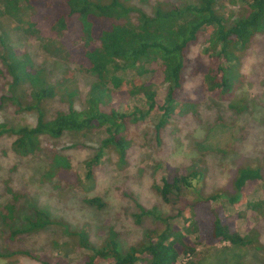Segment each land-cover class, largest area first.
<instances>
[{
    "label": "trees",
    "instance_id": "obj_1",
    "mask_svg": "<svg viewBox=\"0 0 264 264\" xmlns=\"http://www.w3.org/2000/svg\"><path fill=\"white\" fill-rule=\"evenodd\" d=\"M126 1L0 0V64L4 70L0 76L7 79L0 109L9 107L15 114L35 116L33 126L0 124V138L13 139V154L21 158L34 156L41 151L43 137L58 140L65 134L103 132L105 137L96 154L84 163V181L91 182L105 151L114 154L118 170L128 167L129 151L135 142L133 133L148 118L156 120L153 129L158 140L173 118L194 113L206 96L227 102L231 110L241 112V102H234L242 80L239 54L247 50L255 37L264 35V0H235L245 6L233 21L219 13L218 0L140 2L137 6ZM7 18L24 36L39 41L47 55L95 79L84 96L82 111L72 107L77 89L68 91L66 87L73 81L71 72L65 71L61 79L52 82L44 69L35 66L29 53L12 47L3 23ZM206 29L210 30V35L205 36L206 48L200 56L191 58V50ZM157 73L167 85L163 99L157 97L151 81ZM188 83H196L192 96L197 104L187 99ZM135 97L143 99L142 110L136 107L128 111L125 107L120 111V104ZM56 99L69 106L66 112L49 117L47 106ZM201 175L193 161L185 169L171 170L160 186H153L174 214L163 216L137 205L136 222L151 218L162 228L146 233L145 244L126 251L120 250L112 229L103 243L95 247L86 231L70 232L67 224L49 218L43 211H34L25 231L61 227L68 237L77 239L78 249L86 252L79 264H179L180 259L193 256L200 244L254 246L252 237L256 232L241 237L220 208L213 205L221 197H227L228 205H238L249 182L264 181L261 168H239L226 196L221 190L209 196L193 191L192 183ZM41 180L66 189L82 184L70 158L58 150L52 153ZM184 193H193L195 199L187 201ZM83 203L98 210L105 206L99 198H84ZM173 203L177 205L175 210ZM249 208L264 217L259 206ZM13 213V205L0 207V220L9 227L10 237L19 234L8 225ZM178 218L182 219L181 227L173 224ZM15 256H25L40 264H68L59 257L26 252L0 253V260Z\"/></svg>",
    "mask_w": 264,
    "mask_h": 264
},
{
    "label": "rangeland",
    "instance_id": "obj_2",
    "mask_svg": "<svg viewBox=\"0 0 264 264\" xmlns=\"http://www.w3.org/2000/svg\"><path fill=\"white\" fill-rule=\"evenodd\" d=\"M155 1L168 2H126L137 6L140 2ZM217 2L219 13L229 21L235 20L245 6L235 0ZM3 23L12 47L19 52L29 53L35 66L44 69L52 82L61 79L65 71L71 72L73 81L66 87L68 91L77 89L78 95L72 107L82 111L85 108L84 96L95 79L90 74L47 55L41 49L39 41L24 36L8 18ZM208 30H205L197 46L191 50V58L200 56L206 48L205 36L210 35ZM239 55L238 70L242 80L234 102H241V112L231 110L227 102H218L207 96L197 104V99L192 96L196 83H188L187 99L197 104L194 113L173 118L162 129L158 140L154 134L156 120L153 117L139 123L133 133L135 142L129 151L128 167L118 170L114 154L105 151L91 182L84 181V163L96 154L100 141L105 137L103 132L65 134L58 140L43 137L41 151L27 158L13 154L11 137H1L0 207L14 206L13 220L8 225L19 234L10 237L9 227L0 220V253L26 252L34 256L59 257L68 264H79L81 256L86 252L78 249L77 239L68 237L61 227L51 226L33 233L25 231L36 210L67 224L70 232L81 229L86 231L95 247L103 243L109 229L116 233L120 250L126 251L132 246L145 244L146 233L157 232L162 227L151 218L136 222L137 205L163 216L174 214L171 206L163 203L153 186H160L162 179L171 170L185 169L193 161L202 172L200 179L192 183L193 191L202 196H209L220 190L224 195L230 189L231 181L239 168L259 167L264 179V35L255 37L247 50ZM0 71L4 72L1 64ZM151 81L157 97L163 99L167 85L162 81V76L157 73ZM6 84L7 79L0 76V96L6 92ZM142 101V98H130L120 104L119 109L123 111L126 107L128 111H132L137 107L142 110ZM68 106L67 102H60L58 99L49 103V117L57 112H66ZM34 123L35 116L32 113L15 114L12 108L0 109V124L33 126ZM55 150L70 158L82 181L75 189L59 188L54 182L41 180ZM183 195L189 202L195 199L193 193ZM84 198H99L105 206L102 210L88 207L83 203ZM226 199L227 197H221L213 207L220 208L241 237L251 236L250 232L255 231L252 240L256 244L246 248L229 243L214 246L200 244L193 256L180 259L179 264H264V217L249 208V205H255V208L259 206L264 213V181L249 182L238 205H228ZM175 209L177 205L174 206ZM173 224L181 227L182 219L178 218ZM0 264L40 263L25 256H15L0 260Z\"/></svg>",
    "mask_w": 264,
    "mask_h": 264
}]
</instances>
